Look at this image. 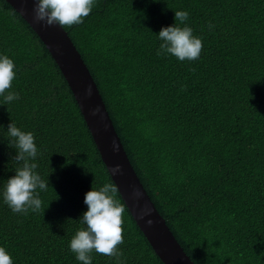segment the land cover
I'll list each match as a JSON object with an SVG mask.
<instances>
[{
    "label": "trees",
    "instance_id": "1",
    "mask_svg": "<svg viewBox=\"0 0 264 264\" xmlns=\"http://www.w3.org/2000/svg\"><path fill=\"white\" fill-rule=\"evenodd\" d=\"M202 40L198 60L157 55L163 27ZM211 25V27H209ZM88 67L127 156L195 264H264V0H94L64 28ZM16 76L0 96V247L13 264H81L85 194L113 183L61 71L29 24L0 0V56ZM7 94V93H5ZM34 135L41 210L15 213L7 180L22 165L8 125ZM125 206L119 257L92 264H164Z\"/></svg>",
    "mask_w": 264,
    "mask_h": 264
},
{
    "label": "clouds",
    "instance_id": "2",
    "mask_svg": "<svg viewBox=\"0 0 264 264\" xmlns=\"http://www.w3.org/2000/svg\"><path fill=\"white\" fill-rule=\"evenodd\" d=\"M34 22L47 27L59 25L68 28L84 22L92 11L94 0H33ZM187 11H175L174 26L163 27L158 33L161 41L157 55H171L179 61L198 60L203 48L202 40L193 35L192 28L179 26L188 20ZM211 27V25H209ZM15 65L7 55L0 56V96L5 104L19 99V93L8 91L16 76ZM7 93V94H5ZM9 146L16 149L15 160L22 165L15 175L7 180L3 192L4 202L15 213L27 214L29 210H41L42 201L37 189L46 190L44 181L34 170L38 167L35 160L38 149L34 135L22 131L15 123L8 125ZM113 175L121 173L119 165L110 169ZM119 188L115 183H106L99 190H90L85 194L84 203L88 210L80 218L85 228L78 230L70 241V250L81 264H92L91 253L95 251L108 257H119L118 245L124 242L123 214L125 206L115 197ZM147 214V213H146ZM143 219V216L141 217ZM152 224L151 220L147 221ZM0 264H13L12 257L4 247H0Z\"/></svg>",
    "mask_w": 264,
    "mask_h": 264
},
{
    "label": "water",
    "instance_id": "3",
    "mask_svg": "<svg viewBox=\"0 0 264 264\" xmlns=\"http://www.w3.org/2000/svg\"><path fill=\"white\" fill-rule=\"evenodd\" d=\"M29 24L67 82L113 183L136 225L164 264H195L179 244L134 170L98 87L67 31L34 22L33 0H5ZM119 165L121 173L110 169ZM147 213V214H146ZM143 216V219L141 217ZM152 224L148 225L147 221Z\"/></svg>",
    "mask_w": 264,
    "mask_h": 264
}]
</instances>
